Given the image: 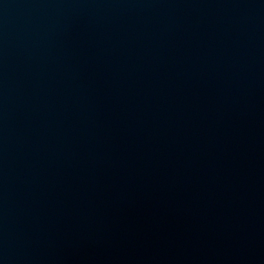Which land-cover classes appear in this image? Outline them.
<instances>
[{
  "label": "water",
  "instance_id": "water-1",
  "mask_svg": "<svg viewBox=\"0 0 264 264\" xmlns=\"http://www.w3.org/2000/svg\"><path fill=\"white\" fill-rule=\"evenodd\" d=\"M0 264H264V0H0Z\"/></svg>",
  "mask_w": 264,
  "mask_h": 264
}]
</instances>
